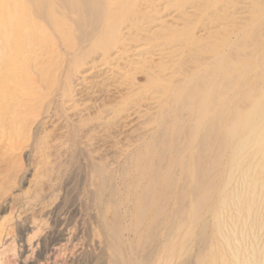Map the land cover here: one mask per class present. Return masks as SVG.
I'll use <instances>...</instances> for the list:
<instances>
[{"label":"bare ground","instance_id":"1","mask_svg":"<svg viewBox=\"0 0 264 264\" xmlns=\"http://www.w3.org/2000/svg\"><path fill=\"white\" fill-rule=\"evenodd\" d=\"M237 3L0 0V133L9 126V137L28 139L32 105L75 135L63 106L84 111L98 98L91 86L151 93L160 109L157 129L131 161L135 175L124 168L127 194L103 181L112 190L97 195L88 220L86 241L96 250L86 264H248L262 255L264 182L227 172L240 168L237 154L262 157L264 40L238 52L264 22V0H246L241 26L229 13ZM215 24L230 29L212 32ZM186 55L194 61L188 70ZM147 59L162 62L151 67ZM132 101L103 105L99 117L139 114Z\"/></svg>","mask_w":264,"mask_h":264},{"label":"rangeland","instance_id":"2","mask_svg":"<svg viewBox=\"0 0 264 264\" xmlns=\"http://www.w3.org/2000/svg\"><path fill=\"white\" fill-rule=\"evenodd\" d=\"M245 2L238 0L236 14L233 9L229 10L237 17L239 26L244 22L240 16L248 14ZM228 26L215 24L211 31H225ZM262 30L264 22L253 29L254 34L246 42L240 41L238 53L245 49V44L248 49H253L261 43L264 40ZM199 34L204 35V32L200 29ZM146 61V65L151 67L162 62ZM184 61L187 69L193 60L186 55ZM166 74L172 76L170 72ZM61 81L68 88L66 80ZM144 83L141 79L140 84ZM91 87L98 91V98H94L84 111L63 106L70 118V126L77 125L75 135L70 133L69 124L58 115L38 117L40 107L32 105L28 106L32 109L30 120L36 122L27 128L28 139L23 136L15 138L11 134L9 137V126L5 128L6 132L0 133L3 140H0V264H86L87 253L94 259L96 248L86 241V228L89 218L97 212V195L107 196L112 188L116 194H127L122 175L126 168L129 176L135 175L131 161L139 146L157 129L155 121L160 109L151 93L145 96L137 94L136 89L114 91L111 86ZM73 92L76 93L75 90ZM129 97H133L130 107L138 110L139 114L129 117L126 113L117 118L103 114L99 117L103 105L116 107ZM89 98L84 99L89 101ZM85 100L79 103L83 104ZM257 149L262 154L261 158L253 159L245 154L232 157L240 168L234 165L227 172L229 177L246 174L251 182L263 183L264 142ZM103 181L109 182L112 188L109 186L105 191ZM240 189L235 186L232 192ZM94 226L93 223L90 225L91 237H95ZM262 230L259 244L264 248V226ZM251 241L247 240V248H251ZM228 261L227 264H238L232 259ZM248 261V264H264V249L256 260L250 258Z\"/></svg>","mask_w":264,"mask_h":264}]
</instances>
